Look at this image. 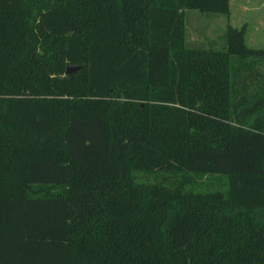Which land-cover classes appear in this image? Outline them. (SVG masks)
Listing matches in <instances>:
<instances>
[{"label":"trees","instance_id":"1","mask_svg":"<svg viewBox=\"0 0 264 264\" xmlns=\"http://www.w3.org/2000/svg\"><path fill=\"white\" fill-rule=\"evenodd\" d=\"M188 9L0 0V264H264V44Z\"/></svg>","mask_w":264,"mask_h":264},{"label":"rangeland","instance_id":"2","mask_svg":"<svg viewBox=\"0 0 264 264\" xmlns=\"http://www.w3.org/2000/svg\"><path fill=\"white\" fill-rule=\"evenodd\" d=\"M230 11L228 14L216 12H202L198 9L186 10V29L187 40L189 42L203 43L205 46L213 45L211 39L216 40L215 43L219 47L223 42V33L226 24L233 26H242L246 23L245 40L250 46H261L264 44V0H229ZM243 73L241 79L251 82L258 78V72L264 73V59L255 64L253 72ZM182 175V172H146L138 171L136 173L138 180L154 181L165 179L166 181H174ZM220 179V178H218ZM225 178L217 180L222 186ZM192 186L197 189H207L218 186L213 183L208 176L197 179Z\"/></svg>","mask_w":264,"mask_h":264},{"label":"water","instance_id":"3","mask_svg":"<svg viewBox=\"0 0 264 264\" xmlns=\"http://www.w3.org/2000/svg\"><path fill=\"white\" fill-rule=\"evenodd\" d=\"M79 66L77 65H67L66 72L77 69Z\"/></svg>","mask_w":264,"mask_h":264}]
</instances>
